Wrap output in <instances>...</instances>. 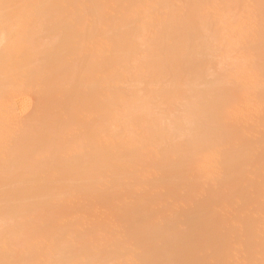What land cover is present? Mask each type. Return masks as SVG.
<instances>
[{"label": "bare ground", "instance_id": "bare-ground-1", "mask_svg": "<svg viewBox=\"0 0 264 264\" xmlns=\"http://www.w3.org/2000/svg\"><path fill=\"white\" fill-rule=\"evenodd\" d=\"M263 48L264 0H0V264H264Z\"/></svg>", "mask_w": 264, "mask_h": 264}, {"label": "rangeland", "instance_id": "rangeland-1", "mask_svg": "<svg viewBox=\"0 0 264 264\" xmlns=\"http://www.w3.org/2000/svg\"><path fill=\"white\" fill-rule=\"evenodd\" d=\"M263 51H264V48H263ZM260 53L263 54V55H261V56L259 57V59H261V62H263V60H264V52H260ZM218 70H219V69H218ZM218 70L215 69V70H213V71H216L217 74H218L219 72L221 73V72L223 71V70H221V71H218ZM213 71H212V72H213ZM223 72H224V71H223ZM223 72H222L221 74H225V73H223ZM225 72H226V74L230 73L229 71H225ZM213 73H215V72H213ZM35 107H36V105H34L32 109H35ZM232 190H233V189H232ZM263 201H264V200L259 201V202H258V201H255L254 203H253V202L250 203L251 206H252V205L254 206L255 203H257L255 206H257L258 209H257V208L254 209L253 206H252V208H253V209H252L251 206L249 205V203H248V205H247V203H246V204H240V205L237 204V206H236V204H231V205H230V204H228V203H226V204H227V206H226V204L223 203V204H225V205H223V206H226V208L224 207L225 210H228V211H229V210L232 208V210H233L234 212H233L232 210H230V212H227L226 214H228V213L231 214V211H232V215H231V217H230L229 214H228L227 216H226V214H225V215L223 214V215H222L223 217H222V216H219L218 218H216L217 220H215V222H214V219H215V218H214V219L211 218V226L213 225V228H214V229H211V230H212L211 235H213V236H211V240L214 239L215 237H217V238H215L214 240L219 239V241H221V242L224 241L223 243H225V244L227 243V244H228V243L230 242L229 240H231V239H235V238H236L235 240H237L239 237L242 238V236H243L244 234L241 235V233H243V231H244V232L246 231V227L248 226L249 223H246L245 221H243L244 219H242V217L244 218V216H242V215H238V214H237V208H238V205H239V207H243V206L249 207V206H250V209L253 210V211H255V212H253L254 215L252 214L254 218H253V217L250 218V216H248L249 219L252 221V218H253V220H257L259 223H261V222H262V219L259 220L260 217H258V219H257V216H258V215H259V216L261 215V217H262V215H263V213H262V211L264 210V205H262V204L264 203ZM261 202H262V203H261ZM229 205H230V206H229ZM233 205L236 206V208H234ZM242 205H243V206H242ZM259 205H260V207H259ZM223 206H221V207H223ZM232 206H233V207H232ZM255 206H254V207H255ZM262 206H263V208H261ZM229 207H230V208H229ZM228 208H229V209H228ZM259 208H260V210H259ZM256 209H257V210H256ZM262 209H263V210H262ZM256 212H257V214H256ZM259 212H261V214H260ZM236 214H237L238 216H237ZM255 215H256V216H255ZM228 216H229L230 218H226V217H228ZM234 216H235V217H234ZM240 216H241V217H240ZM221 217H222V218H221ZM224 217H225V218H224ZM232 217H233V218H232ZM236 217L238 218L237 220H239L240 218H241V220H242V221L239 220V222H240L239 225H238V221L235 222V221H236V219H235ZM219 218H221V219H219ZM255 218H256V219H255ZM228 219H229V220H228ZM231 219H233V220H231ZM246 219H247V218L245 217V220H246ZM218 220H219V221H218ZM230 220H231V221H230ZM234 220H235V221H234ZM184 221H185V220H184ZM184 221H183V223H184ZM212 221H213V223H212ZM229 221L232 222V223H229V226H230V227L227 226V223H228ZM233 221H234V222H233ZM185 222H186V221H185ZM216 222H217L218 224H216ZM221 222L224 223V224H222ZM242 222L246 223V226H245V227H244L245 224H243ZM247 222H248V221H247ZM164 223H166V222H164ZM214 223H215V225H214ZM225 223H226V225H225ZM233 223H234V224H233ZM236 223H237V225L235 226ZM241 223H242V225H241ZM231 224H232V225H231ZM201 225L204 227L203 224L198 225V226L200 227V228H199V227L197 226L196 229H198V231H201V230L203 229V227L201 228ZM220 225H221V228L219 227ZM223 225H224V227L227 226L228 229H231V228H232V233H231V231H230V232H229V231H226V230H227V227L224 228ZM214 226H215V227H214ZM217 226H218V228H220V229H218ZM231 226L235 227L234 229L236 230L235 232H236L237 234L234 232V229H233V227H231ZM239 226H240L241 228L243 227V228H245V229H243V228H242V229H241V228L238 229L237 227H239ZM204 228H205V227H204ZM222 228H223V230H221ZM200 229H201V230H200ZM224 229H226V230L224 231ZM237 229H238L239 231H241V230H242V231L239 232ZM218 230H219V231H218ZM220 231H221V234H219ZM222 231H224V232H222ZM214 232L217 233L218 236H216ZM218 232H219V233H218ZM227 232H228V233H227ZM233 232H234L235 234H233ZM238 232H239L240 235L238 234ZM182 233H184V232H182ZM225 233H226V234H225ZM134 235H135V236H134ZM150 235H151V234H150V232H149L148 234H144V236H143V235H141V236L144 237V239H151L152 236H150ZM166 235H167L168 238H167L166 236H163V237H166V238H163V239H164L165 241H169L168 239H171V237L169 238V235H168V234H166ZM262 235H263V234H262ZM133 236H134L133 238H137L136 236H138V234H137V235H136V234H133ZM147 236H148V237H147ZM214 236H215V237H214ZM220 236H221V237H220ZM224 236H225V237H224ZM234 236H237V237H234ZM238 236H239V237H238ZM146 237H147V238H146ZM149 237H150V238H149ZM200 237H201L202 239H200V238L198 237L197 239H198L199 241H198V240H197V241H198L201 245H205V244L208 242L207 240H205L207 237H208V238H207L208 240L210 239V236H204V235H202V236H200ZM204 237H205V238H204ZM219 237H220V238H219ZM226 237H227V238H226ZM232 237H234V238H232ZM193 238H194V237H193ZM224 238H225V239H224ZM194 240H195V239H194ZM200 240H201V241H200ZM203 240H204V241H203ZM222 240H223V241H222ZM205 241H206V242H205ZM209 241H210V240H209ZM225 241H226V242H225ZM202 242H203V243L205 242V243L203 244ZM162 243H163V242H162ZM162 243H161V246H165V243H163V244H162ZM162 257H163V256H162ZM162 257H161V259L159 260L158 264H165V263H164L165 260H163ZM161 260H163V261H161ZM105 262H106V260H105ZM107 264H112V263H110V261L107 260ZM113 264H115V263H113ZM116 264H118V263H116Z\"/></svg>", "mask_w": 264, "mask_h": 264}]
</instances>
